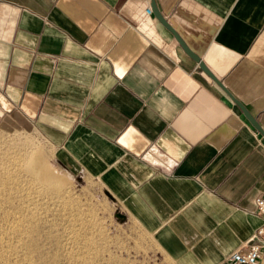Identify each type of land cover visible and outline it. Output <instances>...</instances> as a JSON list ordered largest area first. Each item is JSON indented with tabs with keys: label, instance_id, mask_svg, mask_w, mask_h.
Returning <instances> with one entry per match:
<instances>
[{
	"label": "crops",
	"instance_id": "obj_1",
	"mask_svg": "<svg viewBox=\"0 0 264 264\" xmlns=\"http://www.w3.org/2000/svg\"><path fill=\"white\" fill-rule=\"evenodd\" d=\"M264 128V0H154ZM152 0H0V119L97 182L137 247L226 264L262 223L264 136Z\"/></svg>",
	"mask_w": 264,
	"mask_h": 264
},
{
	"label": "rangeland",
	"instance_id": "obj_2",
	"mask_svg": "<svg viewBox=\"0 0 264 264\" xmlns=\"http://www.w3.org/2000/svg\"><path fill=\"white\" fill-rule=\"evenodd\" d=\"M53 156L34 123L0 119V264H178L137 247L102 187L72 180Z\"/></svg>",
	"mask_w": 264,
	"mask_h": 264
},
{
	"label": "built area",
	"instance_id": "obj_3",
	"mask_svg": "<svg viewBox=\"0 0 264 264\" xmlns=\"http://www.w3.org/2000/svg\"><path fill=\"white\" fill-rule=\"evenodd\" d=\"M151 13L152 9L147 8ZM256 212L262 218L261 225L256 228L246 244L226 259V264H264V197L258 196L255 201Z\"/></svg>",
	"mask_w": 264,
	"mask_h": 264
},
{
	"label": "water",
	"instance_id": "obj_4",
	"mask_svg": "<svg viewBox=\"0 0 264 264\" xmlns=\"http://www.w3.org/2000/svg\"><path fill=\"white\" fill-rule=\"evenodd\" d=\"M152 12L154 15L159 19V21L166 26L176 37L178 42L181 44L185 52L191 56L196 62L199 63L200 68L208 74L214 81H216L232 98V100L237 104L240 109L243 111L245 117L247 120L256 128L258 132H260L264 136V128L262 125L258 122V120L251 114V112L238 100L221 82V80L215 76V74L206 66L205 62L200 58L199 55H197L195 52H193L189 46L185 43V41L181 38V36L172 28V26L168 23L166 18L163 16V14L158 10L155 1L152 0Z\"/></svg>",
	"mask_w": 264,
	"mask_h": 264
},
{
	"label": "bare ground",
	"instance_id": "obj_5",
	"mask_svg": "<svg viewBox=\"0 0 264 264\" xmlns=\"http://www.w3.org/2000/svg\"><path fill=\"white\" fill-rule=\"evenodd\" d=\"M19 238L22 239V237H19ZM23 240H24V242H25V241L28 242V239H27V238H24ZM23 240H22V241H23Z\"/></svg>",
	"mask_w": 264,
	"mask_h": 264
}]
</instances>
